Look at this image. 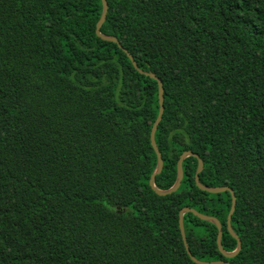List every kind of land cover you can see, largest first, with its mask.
I'll return each instance as SVG.
<instances>
[{
    "label": "trees",
    "instance_id": "16d2710c",
    "mask_svg": "<svg viewBox=\"0 0 264 264\" xmlns=\"http://www.w3.org/2000/svg\"><path fill=\"white\" fill-rule=\"evenodd\" d=\"M0 0V264H264V0Z\"/></svg>",
    "mask_w": 264,
    "mask_h": 264
},
{
    "label": "water",
    "instance_id": "95a60500",
    "mask_svg": "<svg viewBox=\"0 0 264 264\" xmlns=\"http://www.w3.org/2000/svg\"><path fill=\"white\" fill-rule=\"evenodd\" d=\"M101 1L103 4V11H102V15H101L100 19L98 20V22L96 24V33L98 36H100L104 39L115 41L119 45H121L117 37L104 34L101 31L102 24L105 21L107 11H108V1L107 0H101ZM127 54L129 56V58L132 60L133 65L141 73H144L146 75H150L152 78H154L158 81L159 112H158V116H157V118H156V120H155V122L151 128V132H150V141H151V144H152V146H153V148L157 154V166H156V168H155L154 172L152 173L150 180H149L151 187L155 190L156 193H158L160 195H166V194H170V193L176 191L180 187V185L182 183L183 176H184V169H183L184 159L188 156L197 157L198 158V167H197V170L195 173V180H196V184L199 186V188H201L202 190L211 192V193H220V192H224V191L229 190L232 194V204H231V208H230V211L228 213V216H227V227H228L229 232L236 238L237 247L232 252H227L223 248V244H222V236H223L222 223L216 216L199 212L194 208L184 207L180 210V213H179V226H180V230H181L182 239H183V242L185 244V248H186L188 254L190 255L191 259L198 264H234V263L227 261V260H200V259H198L195 255H193V253L190 250L188 240L186 237L185 226H184V214L186 212H193L199 218L215 223L218 227L217 245H218L219 250L225 256H228V257H233V256L237 255L242 248V241H241V238L238 236V234L234 231L232 224H231L232 215L235 211L236 202H237V197H236L234 190L231 187H229L228 185H224V186H207V185H204L200 181V172L204 168V161L201 157H199L196 153H194L191 150H185L180 155V157L178 159V163H177V178H176V182L173 184V186H171L168 189H160L156 186V184H155L156 175L162 171L163 166H164V160H163L162 152L160 151V149L157 145V142H156V138H155L156 130L158 128V125H159V123L162 119L163 113H164V86H163L162 80L154 72H150V71L140 69L137 65V62H136L134 56L129 52H127Z\"/></svg>",
    "mask_w": 264,
    "mask_h": 264
}]
</instances>
